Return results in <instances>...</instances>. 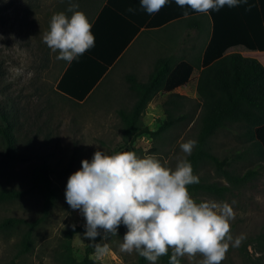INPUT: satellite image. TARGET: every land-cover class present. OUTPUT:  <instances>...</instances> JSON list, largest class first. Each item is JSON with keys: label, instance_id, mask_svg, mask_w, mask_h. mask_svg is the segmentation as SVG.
<instances>
[{"label": "rangeland", "instance_id": "rangeland-1", "mask_svg": "<svg viewBox=\"0 0 264 264\" xmlns=\"http://www.w3.org/2000/svg\"><path fill=\"white\" fill-rule=\"evenodd\" d=\"M102 1L94 0L90 7V2H86V6L84 0H75L86 16L93 10L95 13ZM67 4L69 0H0V110L7 111L10 119L15 121L17 137L14 144L18 155V159H10L6 155V143L0 137V188L15 187L27 191L21 199L0 204V219L17 216L34 220L42 215L43 197L39 191L30 188L25 175L28 165L37 159V151L49 156L54 167H70L75 171L81 167L82 159H91L97 150L108 154L116 148L131 151L124 145L123 125L118 114L120 108L130 107L134 100L126 74L133 72L146 80L160 55L196 59L202 55L210 27L205 21L203 28H188L186 20H178L167 29L142 34L110 69L94 93L79 102L56 90L67 62L57 60V53L42 41L51 16L65 11ZM254 56L264 64V55L257 53ZM199 73L195 70L191 80L175 90L187 99L174 113H188L189 118L177 123L157 140L144 135L135 142L144 156L155 155L166 167L174 168L177 160L185 157L180 143L197 140L198 121L191 117L199 115ZM168 96L159 93L149 103L143 121L151 130H156L166 118ZM247 145L248 141L242 135L225 130H220L211 140L213 151L221 158L234 157L236 151L248 148ZM257 160V156L244 154L243 158L233 160L231 169L234 173H244ZM199 175L208 181L229 184L212 162H205ZM193 199L197 202H228L233 208L235 218L229 222L230 234L234 239L240 235L245 239L239 247L230 245L221 264H264V168L247 183L231 185L223 195L202 193ZM84 224L83 215L66 203L63 193L48 219L36 229L35 246L28 254L17 256L21 230L0 233V264H63L60 253L65 231L73 225L84 227ZM84 231L72 239L77 260H83L87 251L99 243L106 245L108 250L99 259L95 252L92 254L97 264H138L139 255L135 251L120 250L126 231L117 229L116 234L104 239L103 230H100L101 238L95 241L85 238ZM246 243L250 256L242 251ZM181 258V264H201L203 260L199 253ZM156 264L166 263L160 257Z\"/></svg>", "mask_w": 264, "mask_h": 264}, {"label": "trees", "instance_id": "trees-1", "mask_svg": "<svg viewBox=\"0 0 264 264\" xmlns=\"http://www.w3.org/2000/svg\"><path fill=\"white\" fill-rule=\"evenodd\" d=\"M86 2H90V7L94 5V0H84L85 5ZM250 2L251 0H248V3ZM243 6L235 8L225 6L219 11H210L209 15L213 19L212 37L204 53L196 59L178 58L171 54L160 55L146 80L140 79L133 72L125 76L134 100L130 107L118 110L123 125L124 145L137 156L144 157L143 150L135 145L137 138L147 135L157 140L177 123L189 118L188 113H174L176 109L184 106L187 99L175 90L186 85L196 69L200 71L197 80L199 115L197 118L194 115L191 117L198 121L197 144L192 154L187 156L193 173L200 181L198 184L188 186L192 198L202 193L223 195L230 190L231 185L247 183L264 168V64L254 55L227 53L229 48L237 45L264 51V14H258L260 11L258 5L252 6L251 11L255 9L257 11L253 15L249 13L252 17L244 23L240 20L241 17H238L239 13L249 11H245L247 7ZM130 7L135 11L129 12ZM262 10L264 13V6ZM184 11L185 9L172 2L157 13L149 15L141 9L139 0H107L92 24L95 46L77 60L66 64L56 83V90L75 101H85L106 79L110 69L142 28L147 29L146 31L163 29L181 19L188 20L187 24L190 27L195 25L194 15L201 13L189 10V16L185 18ZM87 16L88 19L89 17L93 19L95 13L91 11ZM162 92L169 95L165 101L166 118L156 130H151L145 125L143 115L149 103ZM8 114L7 111L0 110V137L6 143V155L10 159H18L14 144L17 137L16 124ZM220 130L239 133L248 141V148L236 151L234 157L221 158L211 147L213 136ZM118 151L119 148H116L112 153ZM247 153L257 156V162L244 173H234L231 169L233 160L236 157L243 158ZM36 154L37 159L28 165L25 175L30 188L39 191L43 197L42 215L34 220L17 216L0 219V233L22 231L17 250L18 257L34 249L36 229L48 219L65 193L68 176L75 171L70 167L61 169L54 167L49 156L40 155L38 151ZM205 162H212L216 171L224 176L229 184L208 181L200 176L199 170ZM26 193V190L15 187H1L0 204L21 199ZM84 229L75 225V228L70 227L65 231L63 250L60 253L63 264H97L92 256L95 248L88 250L83 260H77L73 254L72 239ZM118 229L127 231L123 224ZM100 238L101 235L97 236L96 240ZM242 251L250 256L248 243L242 247ZM170 255L171 249L168 255L161 256V259L168 264ZM180 260L182 262V258ZM148 262L145 258L138 257V264Z\"/></svg>", "mask_w": 264, "mask_h": 264}, {"label": "clouds", "instance_id": "clouds-1", "mask_svg": "<svg viewBox=\"0 0 264 264\" xmlns=\"http://www.w3.org/2000/svg\"><path fill=\"white\" fill-rule=\"evenodd\" d=\"M172 2L185 9V18L189 10L209 14L225 6L248 5L246 11L252 7L248 0H139L149 15ZM128 11L135 10L130 7ZM91 28L79 4L69 0L65 11L51 16L42 41L57 53V60L70 64L95 46ZM196 144L195 139L179 144L185 157L178 159L174 168L164 166L155 155L139 157L133 151L108 154L97 150L91 159H82L81 167L67 179L65 200L83 215L84 237L95 241L103 230L106 239L123 224L127 231L120 250L135 251L150 264H156L170 249L168 264H181V257L198 253L203 257L201 264H221L230 245L239 247L245 237L234 239L230 234L229 222L235 214L228 202H197L191 197L188 186L200 181L187 156ZM107 250L98 243L97 259Z\"/></svg>", "mask_w": 264, "mask_h": 264}, {"label": "crops", "instance_id": "crops-1", "mask_svg": "<svg viewBox=\"0 0 264 264\" xmlns=\"http://www.w3.org/2000/svg\"><path fill=\"white\" fill-rule=\"evenodd\" d=\"M107 0H103L102 2H101V5H100V7H99V9L98 10H96L95 11V16L93 17V19H91V24H93L94 23V19L96 18V16L98 15V13H99V11L101 10V8L103 7V5L105 4V2H106ZM249 5H252V6H257L258 5V9L260 10H258L259 11V13L258 14H260V13H262V14H264L263 13V10H262V7L264 6V0H254V2H253V0H251V2L249 3ZM241 6V5H240ZM245 7H248V5H244ZM243 6V7H244ZM252 8V7H251ZM246 11V10H245ZM256 9L255 10H250L249 12H247V13H241V11H240V13H239V16L238 17H241L240 18V20L242 21V22H244V23H247L248 22V19L249 18H251L252 16L251 15H253L254 13H256ZM244 12V11H243ZM92 13H94V10H93V12ZM249 13L251 14V15H249ZM222 16H223V14H222ZM257 18V17H256ZM182 20V19H181ZM186 21H188V20H186ZM194 21L196 22V24L195 25H193L192 27H190V26H188V28H197V29H200V28H203V22H205V21H207V23L209 22L210 23V27L207 29V32H208V37H207V39H206V41H205V45H204V47H203V50H202V54L204 53V50H205V48H206V46H207V44L209 43V41H210V39H211V37H212V32H213V19H212V17H211V15H209V14H195L194 15ZM176 22V21H175ZM174 22H172L171 24H173ZM171 24H169V25H171ZM206 24V23H205ZM169 25H167L165 28H163V30L164 29H167V27L169 26ZM204 27H205V25H204ZM147 29H145V28H142L141 29V31L138 33V35L134 38V40L128 45V47L125 49V51L122 53V55L118 58V60L115 62V64L113 65V66H115L121 59H122V57H124V55L127 53V51L131 48V46H132V44L137 40V39H139L141 36H142V34H144V33H151V32H153V31H157V30H161V29H155V30H148V31H146ZM231 52H239V53H242V54H246V55H255V54H257V53H260L261 55H264V51H259V50H251V49H249V48H247V47H245L244 45H237V46H233V47H231V48H229L228 49V51H227V53H231ZM197 70V69H196ZM199 77V76H198ZM198 80V79H197ZM104 82V81H103ZM102 82V83H103ZM101 83V84H102ZM100 85V84H99ZM98 85V86H99ZM184 86V85H183ZM182 87V86H181ZM180 88V87H179ZM96 89H97V87H96ZM95 89V90H96ZM178 89V88H177ZM176 89V90H177ZM95 90H93L91 93H90V95H89V97L94 93V91Z\"/></svg>", "mask_w": 264, "mask_h": 264}]
</instances>
